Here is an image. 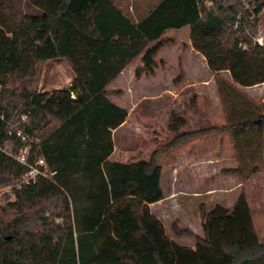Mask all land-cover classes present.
Returning a JSON list of instances; mask_svg holds the SVG:
<instances>
[{"label": "trees", "instance_id": "trees-1", "mask_svg": "<svg viewBox=\"0 0 264 264\" xmlns=\"http://www.w3.org/2000/svg\"><path fill=\"white\" fill-rule=\"evenodd\" d=\"M26 1L38 13L25 14L15 30L0 24V188H10L0 206V264H264L245 194L232 208L202 205L203 236L173 224L193 248L171 240L149 208L165 198L160 157L195 139L250 130L254 121L181 132L186 121L176 117L177 136L149 161L113 162V130L128 110L107 90L140 56L136 75L153 72L166 32L185 27L211 71H229L244 87L264 83V46L248 34L264 3L161 0L135 23L112 0ZM52 60H66L74 79L42 93ZM18 131L40 140L53 180L18 187L26 168L5 153L23 146Z\"/></svg>", "mask_w": 264, "mask_h": 264}, {"label": "rangeland", "instance_id": "rangeland-1", "mask_svg": "<svg viewBox=\"0 0 264 264\" xmlns=\"http://www.w3.org/2000/svg\"><path fill=\"white\" fill-rule=\"evenodd\" d=\"M112 1L136 23L161 0ZM209 6L207 2L203 8ZM25 14H34L26 0H0V24L7 29L15 30ZM253 20L256 16L250 19L252 25L256 24ZM190 32L189 27L166 32L165 46L155 58L153 72L136 75L143 67L139 57L113 85L116 99L132 113L123 129L115 133L114 158L119 161H149L154 151L177 136L171 129L176 117L186 121L181 132H195L257 121L264 115V83L244 87L229 71H211L204 56L190 49ZM248 34L253 44L264 46V8ZM73 79L66 60L48 61L38 89L50 93L69 87ZM261 126L262 130L255 125L246 131L195 139L160 157L168 200L152 210L161 217L171 240L182 246L193 245L190 238L178 241L173 224L181 228L192 225L203 236L200 207L232 206L241 194L250 200L258 228L264 229V123ZM233 168H240L241 174L225 172ZM8 190L0 188V206Z\"/></svg>", "mask_w": 264, "mask_h": 264}, {"label": "built area", "instance_id": "built-area-1", "mask_svg": "<svg viewBox=\"0 0 264 264\" xmlns=\"http://www.w3.org/2000/svg\"><path fill=\"white\" fill-rule=\"evenodd\" d=\"M17 136L23 146L17 152L12 149H6L5 153L26 168V173L18 187L34 184L40 178L53 180L54 172L50 169L43 155L38 153L40 140L32 138L22 131H18Z\"/></svg>", "mask_w": 264, "mask_h": 264}, {"label": "crops", "instance_id": "crops-1", "mask_svg": "<svg viewBox=\"0 0 264 264\" xmlns=\"http://www.w3.org/2000/svg\"><path fill=\"white\" fill-rule=\"evenodd\" d=\"M36 13H38V10L37 9H35L34 8V14H36ZM185 28H187V27H185ZM180 30H183V29H180ZM179 30V31H180ZM170 31H172V30H169L168 32H170ZM190 49L192 50V51H195L197 54H200V53H198L194 48H193V46H192V44H191V40H190ZM201 55V54H200ZM141 57V56H140ZM139 58V57H138ZM137 58V59H138ZM142 58V57H141ZM136 59V60H137ZM131 65H133V64H130L118 77H117V79L115 80V81H113L109 86H108V88H107V90H108V92H109V94H108V97H109V99L113 102V103H115L116 105H118V106H120V107H123V108H125V109H127L124 105H122L116 98V94H115V91H114V88H112L113 87V85L115 84V82L116 81H118L119 80V78L122 76V75H124L125 74V71L126 70H128L130 67H131ZM128 110V109H127ZM131 115H132V113H131V111L130 110H128V117H127V119H126V121L118 128V129H116V130H113V141H114V143H115V141H116V139H115V133H117L119 130H122L123 129V127L128 123V121H129V118L131 117ZM116 146V145H115ZM114 146V147H115ZM115 150H114V152H113V154L110 156V160L111 161H113V162H121V163H126V162H122V161H119L118 159H116V158H114L116 155H115ZM164 190V189H163ZM165 193V192H164ZM237 198H238V196H237ZM237 198H236V200L234 201V203L232 204V206H225V207H227V208H232L234 205H235V203H236V201H237ZM168 200V197H166V194H165V198L163 199V200H161L160 202H157V203H154V204H150L149 205V207H150V209L152 210L154 207H157V206H159L160 204H162V203H165L166 201ZM248 203H249V207H250V210H251V215H252V220H253V224H254V227H255V230H256V233H257V235H258V238H259V241H260V243H264V229H261V228H258V225H257V223H256V220H255V217H254V215L252 214V204H251V202H250V200L248 199ZM152 214L153 215H155L160 221L162 220L161 219V217L158 215V214H154V212H153V210H152ZM264 219V218H263ZM180 227V226H179ZM181 228V227H180ZM187 228H189V229H191L195 234H197V235H200V236H202V232H198V231H196L195 229H193V227H192V225H188V227ZM182 229H185V228H182ZM183 238H180L178 241H181ZM187 239V238H186ZM190 240V239H189ZM191 241H192V239H191ZM178 243V242H177ZM179 244V243H178ZM180 245V244H179ZM187 247H191V248H193L194 247V244L192 245V244H190V245H186Z\"/></svg>", "mask_w": 264, "mask_h": 264}, {"label": "water", "instance_id": "water-1", "mask_svg": "<svg viewBox=\"0 0 264 264\" xmlns=\"http://www.w3.org/2000/svg\"><path fill=\"white\" fill-rule=\"evenodd\" d=\"M262 123H263L262 119H259V120H257V121H254V124H255V125H259V126H261Z\"/></svg>", "mask_w": 264, "mask_h": 264}]
</instances>
